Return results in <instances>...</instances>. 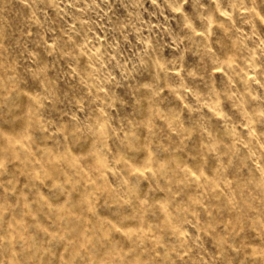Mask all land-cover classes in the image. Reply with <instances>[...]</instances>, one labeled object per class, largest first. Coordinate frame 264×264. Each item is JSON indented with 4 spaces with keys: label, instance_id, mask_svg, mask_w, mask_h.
<instances>
[{
    "label": "clouds",
    "instance_id": "clouds-1",
    "mask_svg": "<svg viewBox=\"0 0 264 264\" xmlns=\"http://www.w3.org/2000/svg\"><path fill=\"white\" fill-rule=\"evenodd\" d=\"M0 264H264V0H0Z\"/></svg>",
    "mask_w": 264,
    "mask_h": 264
},
{
    "label": "rangeland",
    "instance_id": "rangeland-1",
    "mask_svg": "<svg viewBox=\"0 0 264 264\" xmlns=\"http://www.w3.org/2000/svg\"><path fill=\"white\" fill-rule=\"evenodd\" d=\"M61 7H63V5H61ZM27 11L28 10L26 8H24L22 5L16 4L14 6V9H13L11 15L14 16V17H17V19H18L19 17L17 16V13H19L20 15H23ZM72 11L75 12L76 10H72ZM100 35L102 36L103 33H100ZM50 43H51V41H50ZM189 170L191 172V175L195 178V180L197 182L206 183V184L215 183V177L211 173H209L206 169L202 168L199 172H197L195 168H191V166H189ZM158 195L163 196V192L159 193ZM161 204H164L163 200H161ZM164 208L165 209L167 208L166 204L164 205ZM147 223L149 225H151L152 221H148ZM136 227L137 226L135 224L129 225L128 231L135 232L136 231Z\"/></svg>",
    "mask_w": 264,
    "mask_h": 264
}]
</instances>
